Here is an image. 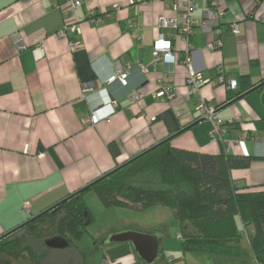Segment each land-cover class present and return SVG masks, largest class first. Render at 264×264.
<instances>
[{"label":"crops","instance_id":"obj_1","mask_svg":"<svg viewBox=\"0 0 264 264\" xmlns=\"http://www.w3.org/2000/svg\"><path fill=\"white\" fill-rule=\"evenodd\" d=\"M66 1L0 0V237L165 140L176 149L249 157L246 167L230 170L232 182L246 192L264 191V23L253 19L264 13V0H195L190 16L198 22L211 4L221 7L220 35L196 28L186 39L171 26H158L160 17L182 23L186 0H79L73 10ZM65 9L77 30L59 37ZM159 37L171 43L172 60L156 61L152 44ZM217 37L221 47L208 49ZM117 70L127 72V83H106ZM190 70L204 80L222 71L237 86L205 84L190 93ZM161 82L172 86L171 100L153 96ZM199 97L216 108L223 141L212 139L210 124L197 119ZM92 112L100 118L95 125L88 121ZM228 142L234 143L230 149ZM235 222L243 234L241 255L229 260L255 264L239 216ZM129 229H110L95 244H124L108 240ZM143 233L159 237L162 254L155 264L230 263L223 256L182 253L179 228V242L170 249L160 230ZM109 247L125 257L103 256L96 264H146L131 244Z\"/></svg>","mask_w":264,"mask_h":264},{"label":"trees","instance_id":"obj_2","mask_svg":"<svg viewBox=\"0 0 264 264\" xmlns=\"http://www.w3.org/2000/svg\"><path fill=\"white\" fill-rule=\"evenodd\" d=\"M111 154L116 155L112 147ZM249 162V157L202 154L162 141L0 237V264H86L74 242L92 222L84 198L89 192L103 208H169L179 223L184 254L239 257V216L255 264H264V191L246 192L230 177L231 169ZM55 237L68 246L47 248L44 242Z\"/></svg>","mask_w":264,"mask_h":264},{"label":"built area","instance_id":"obj_3","mask_svg":"<svg viewBox=\"0 0 264 264\" xmlns=\"http://www.w3.org/2000/svg\"><path fill=\"white\" fill-rule=\"evenodd\" d=\"M150 1H158V0H147ZM67 9L73 10L76 7L80 5L79 0H67ZM176 4H174V8L176 9ZM195 8V0H186L184 2L183 10L180 13V15L183 17L182 23H177L175 19H167L164 17H160L158 20V26L159 28H166V27H173L180 32V37L183 39H186L189 35H191L194 31V29L199 28L201 32L207 36L212 37L213 35L219 36L220 35V16L222 14V9L220 6L216 5L215 3L211 4L210 8H208L204 12V21L198 22L197 20H194L191 18L190 14ZM65 9L62 11L63 18L65 20V25L63 27V30L58 33V36H65V32L67 30L70 31H76V25L69 23L67 21L68 13ZM254 20H258L260 22L264 23V13L260 15H256ZM92 20L94 23L99 24L101 22V19L92 15ZM231 30L233 34H238V26L236 23H233L231 25ZM221 41L217 37L216 39H210L208 40L207 47L210 50H216L221 47ZM79 47L78 44H73L72 49H77ZM152 50L154 57L156 58V61H168L173 59V50L171 47V43L169 41L163 40L162 38H157L154 40L152 44ZM186 52H188V49H186ZM114 81H119L122 85H125L127 83V72L117 70L116 74L110 76L106 83H111ZM209 84L211 86H216L218 84H225L228 89L234 90L237 86V82L233 79H226L223 75L222 71H219L216 78L212 80H204L202 76L198 73H195L194 71L190 70L188 73V76L186 78V85L190 91V93H199V89L202 85ZM156 98H166L168 100H171L173 97V89L172 86L169 83L161 82L158 90L153 94ZM133 99H137V96H134ZM197 112H198V120L205 121L210 124L211 130L209 132V136L214 140H220L223 141V134H224V128L222 127V124L216 119V108L210 104H208L202 97H199L198 105H197ZM89 123L91 125H95L100 121V118L95 115L94 112H92L88 119ZM244 139V135L242 136ZM242 140V139H240ZM239 140V141H240ZM243 141V140H242ZM261 143L264 145V137L261 140ZM234 143L228 142V149L231 148V146ZM24 211L27 210V205L23 208ZM102 264H107V262H103Z\"/></svg>","mask_w":264,"mask_h":264},{"label":"rangeland","instance_id":"obj_4","mask_svg":"<svg viewBox=\"0 0 264 264\" xmlns=\"http://www.w3.org/2000/svg\"><path fill=\"white\" fill-rule=\"evenodd\" d=\"M89 196H92L95 199H90ZM89 196L86 197V204L89 208L90 215L92 216V222L88 226H86L81 237L74 242V245L84 251L86 264L99 263L103 256H105V258L120 256L121 258L125 257V255L122 253L123 251H120L119 256L114 255L113 252L115 251H111L112 249H110L109 246H113L114 249L121 246H130L129 243L104 246L101 244L102 240H100L97 244H95L94 239L99 236H103L110 229L113 231H121L125 228H130L129 230L140 233L152 231L154 229L160 230V232L164 233L166 236L164 240L166 243V247L168 246L169 249L176 246V243L179 242V239H177L179 223L173 217L172 212L169 208L160 206H154L145 210L123 209L117 207L103 208L101 207V205L97 201L98 199L93 193H91ZM108 249L110 252L107 253ZM52 252L56 253L57 251ZM243 257L244 255H242V258ZM224 258H228V261H230L229 258L231 260H235L239 259L240 257ZM242 260H240V262ZM243 262L244 261H242V263ZM228 264H231V261Z\"/></svg>","mask_w":264,"mask_h":264},{"label":"water","instance_id":"obj_5","mask_svg":"<svg viewBox=\"0 0 264 264\" xmlns=\"http://www.w3.org/2000/svg\"><path fill=\"white\" fill-rule=\"evenodd\" d=\"M108 241L113 243L130 242L136 257L146 264H155L162 254V247L156 234L122 231L112 235ZM44 244L50 249H64L68 246L66 240L60 237L46 240Z\"/></svg>","mask_w":264,"mask_h":264}]
</instances>
